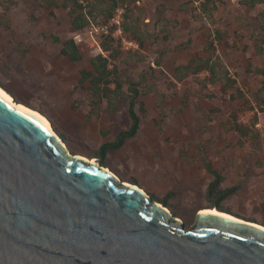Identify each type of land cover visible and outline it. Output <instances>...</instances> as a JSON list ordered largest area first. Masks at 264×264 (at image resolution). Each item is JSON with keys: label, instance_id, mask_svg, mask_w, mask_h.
Segmentation results:
<instances>
[{"label": "rangeland", "instance_id": "rangeland-1", "mask_svg": "<svg viewBox=\"0 0 264 264\" xmlns=\"http://www.w3.org/2000/svg\"><path fill=\"white\" fill-rule=\"evenodd\" d=\"M199 1L118 0L115 9L123 8L118 31L111 17L102 21V9L93 11V23L106 22L119 49L114 60L106 50L121 82V92L108 101L93 97L89 79L81 76L92 70L90 40L77 46L81 58L72 61L52 39H72L77 31L60 0H0V86L44 114L71 152L102 161L122 180L164 199L186 227L197 209L214 207L205 195L213 177L206 162L220 174L222 188L237 186L220 201L223 210L263 223L264 28L256 15L264 2L211 0L209 19ZM214 31L221 37L212 54L235 80L232 87L208 81L206 71L175 73L206 55L205 37ZM130 82L138 91V129L101 156L100 145L130 124L124 97L132 94ZM232 119L250 134L239 137Z\"/></svg>", "mask_w": 264, "mask_h": 264}, {"label": "water", "instance_id": "water-1", "mask_svg": "<svg viewBox=\"0 0 264 264\" xmlns=\"http://www.w3.org/2000/svg\"><path fill=\"white\" fill-rule=\"evenodd\" d=\"M20 104L0 94V264H264L262 223L214 206L186 227Z\"/></svg>", "mask_w": 264, "mask_h": 264}, {"label": "trees", "instance_id": "trees-1", "mask_svg": "<svg viewBox=\"0 0 264 264\" xmlns=\"http://www.w3.org/2000/svg\"><path fill=\"white\" fill-rule=\"evenodd\" d=\"M60 4L64 7H67L71 12V24L75 30H79L84 26L89 24H94L91 16L95 9H102L105 12V17L103 20L111 17L112 11L118 5V0H60ZM211 0H200L199 9L207 18L212 17V10L209 9L208 4ZM243 4L254 6L258 3H263L264 0H242ZM257 18L260 21L261 28H264V6L257 13ZM125 29V28H123ZM211 34L209 32L205 37V51L206 55L197 56L190 59V64L176 68L175 73L178 69H184L189 71L191 74L197 72L206 71L208 73L207 80L214 82L220 80L223 86L232 87L235 83L233 78H230L228 75L227 69L224 68L220 70L214 60L213 49L214 41L220 39L221 34L218 31H214L212 38H208ZM53 41L59 42L61 44L60 53L68 57L69 60L75 61L81 58L80 51L78 47L74 44L72 39L61 40L57 36H52ZM100 44L104 50L109 51V57L112 60L116 59L119 54V49L115 43V39L109 35L103 36ZM116 47V48H114ZM92 67L91 71L83 70L81 72L82 78H88L90 93L93 97L101 100L106 98L110 101V97L117 96L118 92H121V82L117 77V68L114 63L109 64L107 57L95 56L90 60ZM128 90L132 92L130 95H125L127 99V114L130 119L129 126L117 133L115 140L110 142H105L100 145V155L102 156L103 152L107 148H117L122 145L123 141L135 134L138 129L139 117L134 109L135 98L138 94L136 87L133 82L129 83ZM232 129L237 132L239 137L250 134L251 129L248 126H243L235 122L232 119ZM102 164V161H101ZM207 170L212 174V179L208 182L205 195L207 198L211 199V206H215L220 210H223V207L220 205V201L226 198L228 195L233 193L237 186L232 185L229 187L222 188L220 185L221 176L212 166L210 162H206ZM163 204L165 200H160ZM208 208V207H207ZM211 209V207H210ZM264 225V222L262 223Z\"/></svg>", "mask_w": 264, "mask_h": 264}, {"label": "built area", "instance_id": "built-area-1", "mask_svg": "<svg viewBox=\"0 0 264 264\" xmlns=\"http://www.w3.org/2000/svg\"><path fill=\"white\" fill-rule=\"evenodd\" d=\"M123 8L121 6L115 9V13L110 18V26H114L115 30H120V24L123 18ZM111 35L113 32L110 31L109 25L105 23L100 24H89L82 29L74 32L72 40L76 46H80L88 38L90 40V53L93 57L101 56L107 57V51L102 49L100 43L98 42V36L100 35Z\"/></svg>", "mask_w": 264, "mask_h": 264}, {"label": "bare ground", "instance_id": "bare-ground-1", "mask_svg": "<svg viewBox=\"0 0 264 264\" xmlns=\"http://www.w3.org/2000/svg\"><path fill=\"white\" fill-rule=\"evenodd\" d=\"M0 90H2V91H0V94H2L4 97H6L9 100H12V96L5 89H3L1 86H0ZM20 106L23 107L28 112H30V113L34 114L35 116H37L39 119H41L46 124V126L51 128L52 130H54L51 122L49 121V119L44 114H42L40 111H38L37 109H34V108L30 107V106H25L23 104H20ZM91 160H94V159H91ZM199 209H203L204 210V209H210V208L202 207V208H199ZM211 210H217V209L213 207V208H211Z\"/></svg>", "mask_w": 264, "mask_h": 264}, {"label": "snow or ice", "instance_id": "snow-or-ice-1", "mask_svg": "<svg viewBox=\"0 0 264 264\" xmlns=\"http://www.w3.org/2000/svg\"><path fill=\"white\" fill-rule=\"evenodd\" d=\"M0 91H2V90H0Z\"/></svg>", "mask_w": 264, "mask_h": 264}]
</instances>
